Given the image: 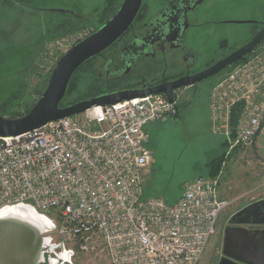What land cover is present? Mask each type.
I'll use <instances>...</instances> for the list:
<instances>
[{"label": "built area", "instance_id": "2783aa9c", "mask_svg": "<svg viewBox=\"0 0 264 264\" xmlns=\"http://www.w3.org/2000/svg\"><path fill=\"white\" fill-rule=\"evenodd\" d=\"M92 33L52 40L41 56L53 66ZM51 68V69H52ZM164 94L92 105L15 136H0V210L28 205L46 215L40 227L51 264L77 252L105 254L109 264H199L219 213L218 176L189 180L174 204L143 196L152 153L146 124L178 114ZM213 133L228 147L251 144L264 129V39L209 91ZM62 252L66 253L62 256Z\"/></svg>", "mask_w": 264, "mask_h": 264}, {"label": "rangeland", "instance_id": "374dc122", "mask_svg": "<svg viewBox=\"0 0 264 264\" xmlns=\"http://www.w3.org/2000/svg\"><path fill=\"white\" fill-rule=\"evenodd\" d=\"M4 1L0 0V102L13 95L23 81L26 86L17 107L23 111L38 99V92L45 88L47 77L54 68L39 54V49L46 48L54 40L50 38L56 35L52 33L56 23L70 12H77L89 17V26L84 28L92 30L99 23V10L105 0H25L30 7L17 1ZM207 3L210 6L208 12H213V18L220 21L210 24L216 30H210L213 34L209 36L206 56L203 57L210 63L244 43L255 29L253 22L221 21H264V0H207ZM160 4L159 0H145L141 18L149 16L150 10H155ZM117 52L118 47L105 51L103 59H112L114 63ZM103 59L96 58L91 63V70L79 72L76 80L86 84L99 78L93 64L95 66L98 60L102 67ZM231 66L220 70L211 81L202 80L197 88L178 90L180 113L151 122L154 129L146 143L152 159L143 172V196L161 197L170 204L178 201L189 180L207 176L209 168L206 163L223 154L221 169L215 176L220 182V196L229 203L217 217L216 231L209 238L199 264H209L211 255L216 258L212 251L220 246L217 239L222 228L230 225V215L264 197V130L249 145L228 147L223 144L222 135L212 132L209 112H204L212 83L227 73ZM48 254L44 253V263L48 262L49 256L56 258L55 254ZM72 264H109V261L101 252H77Z\"/></svg>", "mask_w": 264, "mask_h": 264}, {"label": "water", "instance_id": "95a60500", "mask_svg": "<svg viewBox=\"0 0 264 264\" xmlns=\"http://www.w3.org/2000/svg\"><path fill=\"white\" fill-rule=\"evenodd\" d=\"M142 2L143 0H121L117 10L108 19L61 55L48 77L45 88L27 112L17 117L0 114V136L21 134L51 120L81 113L92 105L114 104L134 97L161 93L172 102L175 89L187 87L218 73L252 52L264 39V21L226 20L235 23H260L261 26L244 44L195 74L153 86L110 91L60 106L75 71L84 62L106 50L130 27ZM228 221L232 224H264V197L238 209L230 215ZM42 252L43 235L39 227L22 219L0 217V264H43ZM219 264L238 263L229 259L228 263L221 261Z\"/></svg>", "mask_w": 264, "mask_h": 264}, {"label": "flooded vegetation", "instance_id": "af4514ba", "mask_svg": "<svg viewBox=\"0 0 264 264\" xmlns=\"http://www.w3.org/2000/svg\"><path fill=\"white\" fill-rule=\"evenodd\" d=\"M144 1L130 27L111 46L92 59L93 63L98 57L103 59L102 54L105 51L118 47L114 63L112 59L106 58L103 59L102 67L99 66L98 60L95 66L93 64L97 76L103 80L101 84L107 91L148 87L172 81L200 72L220 59L210 63L208 59H203L209 45V36L216 30V27L210 24L220 22L213 18V12H208L210 6L207 0H159L161 4L158 5L157 10L152 8L149 16L141 18ZM255 25L257 26L244 43L261 26L260 23ZM211 29L213 32L210 31ZM214 77L215 74L205 80L211 81ZM200 84L202 80L187 87L175 89L174 96L180 89L197 88ZM222 240L223 237L218 257H213L209 264L223 257ZM242 240L243 238H241L243 246ZM226 244L228 247L227 241ZM256 246L264 248V241L259 240ZM227 247L226 251L229 252Z\"/></svg>", "mask_w": 264, "mask_h": 264}, {"label": "trees", "instance_id": "16d2710c", "mask_svg": "<svg viewBox=\"0 0 264 264\" xmlns=\"http://www.w3.org/2000/svg\"><path fill=\"white\" fill-rule=\"evenodd\" d=\"M8 0H5L4 2H6ZM12 1H17L21 4H23L24 6H28L30 7L25 0H12ZM121 0H105V4L103 6V8L101 10H99V18H98V24L95 26V28L92 29V31H94L95 29H97L106 19H108L118 8V6L120 5ZM71 15V16H70ZM70 15H66L63 16L60 21H58L56 23V25L54 26L53 32L56 35L55 36H50V39H55L57 37H61L69 32L75 31V30H79L82 29L84 27L89 26V17L84 16L82 14H79L77 12H70ZM257 25H255L256 27ZM49 38V37H48ZM44 47V46H43ZM39 49V54L42 55L44 48ZM248 54L244 55L241 59H239L238 61L245 59L246 56ZM92 59L87 60L86 62H84L73 74L66 93L63 97V99L60 102V106H65L83 99H87L90 97H94L97 95H100L102 93H106V92H110L111 90H106L104 89V85H102V79L101 78H95L92 79L89 83L86 84H81L80 80L77 81L76 80V76L79 72L83 71H89L91 70V63H92ZM236 61V63L238 62ZM235 64H232V66ZM231 68V67H230ZM49 77V76H48ZM47 77V80H48ZM75 80L77 82H75ZM47 83V82H46ZM46 85V84H45ZM19 89H16V91L13 93V95H11L9 98L4 99L3 101L0 102V114L6 117H17V116H21L22 114H24L25 112H27L31 106L35 103L30 104L27 108H25L23 111H19L18 110V104H19V98L22 95L23 92V88L26 86L25 83L23 81H20V83L18 84ZM44 88H42L39 92H38V96H40L42 90ZM73 89H75V92H73ZM15 94V96H14ZM11 107L10 110H8V108ZM224 145H227L225 143V141L223 142ZM223 161V154L218 155L216 157H214L213 159H211L207 164L209 170H208V174L207 176H215L216 174H218L219 170L221 169V164Z\"/></svg>", "mask_w": 264, "mask_h": 264}, {"label": "crops", "instance_id": "0c3cea01", "mask_svg": "<svg viewBox=\"0 0 264 264\" xmlns=\"http://www.w3.org/2000/svg\"><path fill=\"white\" fill-rule=\"evenodd\" d=\"M208 103L206 101V109L204 111L207 114L209 112ZM177 105H178V110H179L178 114H179L181 108L178 102ZM153 129L154 126L151 125V122L146 124L144 127V130L148 135L147 143L149 142L150 133H152ZM222 237H223L222 243L224 246V252H222L223 257L219 261L215 259L214 261L216 262L213 261L212 264H219L221 261H225L226 263H228L229 259L234 260L238 264H264L263 262L264 248H260L259 246H256V243H258L259 240L264 241L263 223H255V224L252 223L251 225L231 223L228 227L225 226V228H222L221 235L217 239V241H220V244ZM241 238H243L242 240L244 244L243 246L241 244L242 243ZM226 241L228 242V247ZM226 247L228 248L229 252L226 251ZM219 250H220V246H216L214 251H212L213 253H216V258L219 253ZM213 257H214L213 255L209 257V263L212 261Z\"/></svg>", "mask_w": 264, "mask_h": 264}, {"label": "bare ground", "instance_id": "6f19581e", "mask_svg": "<svg viewBox=\"0 0 264 264\" xmlns=\"http://www.w3.org/2000/svg\"><path fill=\"white\" fill-rule=\"evenodd\" d=\"M0 217L22 219L39 228L44 225L50 224L49 217L37 212L28 205H22V204L12 205L2 208L0 210ZM43 244L46 245L45 242H43ZM65 254L66 253L62 252V256H65Z\"/></svg>", "mask_w": 264, "mask_h": 264}]
</instances>
